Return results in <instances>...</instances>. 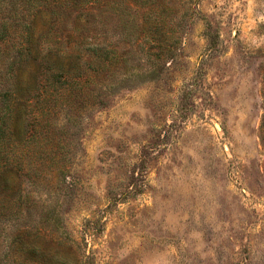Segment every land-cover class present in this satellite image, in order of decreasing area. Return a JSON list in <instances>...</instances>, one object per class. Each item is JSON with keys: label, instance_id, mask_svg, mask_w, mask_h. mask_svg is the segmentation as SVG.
<instances>
[{"label": "rangeland", "instance_id": "rangeland-1", "mask_svg": "<svg viewBox=\"0 0 264 264\" xmlns=\"http://www.w3.org/2000/svg\"><path fill=\"white\" fill-rule=\"evenodd\" d=\"M0 264H264V0H0Z\"/></svg>", "mask_w": 264, "mask_h": 264}]
</instances>
